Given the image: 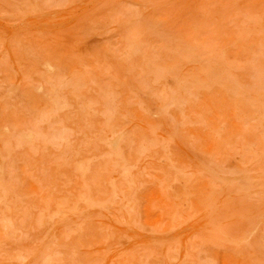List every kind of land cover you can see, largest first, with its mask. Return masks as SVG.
I'll return each instance as SVG.
<instances>
[{"label":"rangeland","instance_id":"rangeland-1","mask_svg":"<svg viewBox=\"0 0 264 264\" xmlns=\"http://www.w3.org/2000/svg\"><path fill=\"white\" fill-rule=\"evenodd\" d=\"M0 264H264V0H0Z\"/></svg>","mask_w":264,"mask_h":264}]
</instances>
